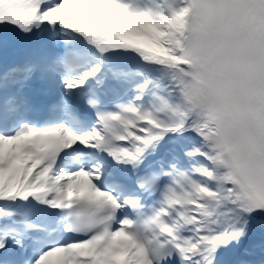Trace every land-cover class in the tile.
<instances>
[{"label":"snow or ice","instance_id":"6c2138e0","mask_svg":"<svg viewBox=\"0 0 264 264\" xmlns=\"http://www.w3.org/2000/svg\"><path fill=\"white\" fill-rule=\"evenodd\" d=\"M0 264H264V0H0Z\"/></svg>","mask_w":264,"mask_h":264}]
</instances>
